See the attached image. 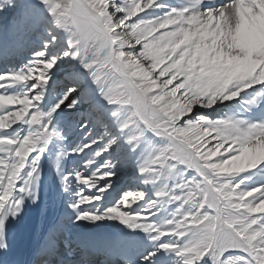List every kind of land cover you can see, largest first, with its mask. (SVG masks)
<instances>
[{
    "label": "snow or ice",
    "instance_id": "1",
    "mask_svg": "<svg viewBox=\"0 0 264 264\" xmlns=\"http://www.w3.org/2000/svg\"><path fill=\"white\" fill-rule=\"evenodd\" d=\"M62 245L264 264V0H0V264H69Z\"/></svg>",
    "mask_w": 264,
    "mask_h": 264
},
{
    "label": "bare ground",
    "instance_id": "2",
    "mask_svg": "<svg viewBox=\"0 0 264 264\" xmlns=\"http://www.w3.org/2000/svg\"><path fill=\"white\" fill-rule=\"evenodd\" d=\"M125 186L126 185H124V184L121 185V187H125ZM45 203H46V200H45ZM45 203L41 205V214H40V216H42V214L44 213L43 209L45 207ZM51 207L53 209L52 212H51V216H53L52 222H54L62 214V208H61L59 202L55 199V197H54V199L51 202ZM51 207H50V209H51ZM39 224H40V222H33V225H32V230L34 229L36 235H38V231L37 230H40L39 229ZM69 232L73 236L74 240H76L77 239V234L74 231H69Z\"/></svg>",
    "mask_w": 264,
    "mask_h": 264
}]
</instances>
